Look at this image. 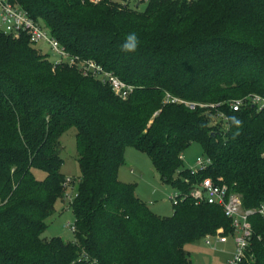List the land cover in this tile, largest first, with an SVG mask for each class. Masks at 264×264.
I'll return each mask as SVG.
<instances>
[{"label":"trees","instance_id":"obj_1","mask_svg":"<svg viewBox=\"0 0 264 264\" xmlns=\"http://www.w3.org/2000/svg\"><path fill=\"white\" fill-rule=\"evenodd\" d=\"M15 1L71 55L134 90L121 100L77 67L55 65L27 36L0 33V264H193L186 245L231 232L222 208L191 197L197 185L224 184L245 209L264 203V110L229 108L264 94V0H150L143 11L114 0ZM131 33L139 43L125 52ZM71 127L81 171L70 203L75 241L46 240L66 193L60 138ZM192 144L212 160L206 170L192 173L180 159ZM128 148L175 189L171 217L119 181ZM250 220L252 264H264V221Z\"/></svg>","mask_w":264,"mask_h":264},{"label":"built area","instance_id":"obj_2","mask_svg":"<svg viewBox=\"0 0 264 264\" xmlns=\"http://www.w3.org/2000/svg\"><path fill=\"white\" fill-rule=\"evenodd\" d=\"M150 0H140L139 2H149ZM0 33L13 38H19L22 35L28 37L29 42L35 47L38 43H44L50 46L51 50L57 57L56 61H52L55 65L67 63L69 66L77 67L84 75H89L99 79L103 84L108 85L113 94L121 100H126L134 90V87L127 85L121 79L111 72L106 71L101 65L92 60H83L77 56L71 55L65 47L54 37L50 32L39 22L30 17L15 0H0ZM168 101L185 105L190 110L196 108H206L207 105L194 102H187L176 98H171L167 95ZM253 106L258 111L264 110V94H251L241 99H234L229 102L230 110L239 112L242 108ZM224 121L227 118L220 115ZM183 161V156L180 157ZM210 158H198L197 169L206 170L211 166ZM72 181L66 180L67 187ZM191 197L196 203H206L222 208L227 219L231 221V232L227 235L221 233L220 230L215 236L205 238L208 245H212L210 238H216V244H226L229 238L232 239L233 252L226 264H252L254 254L251 250V239L253 236V225L251 218L255 215L261 217L264 221V203H261L255 208L245 209L243 207L242 197L236 193H231L226 185L216 184L213 180L204 179L197 185L191 193ZM178 194L175 195L177 203ZM75 228L73 227V231Z\"/></svg>","mask_w":264,"mask_h":264},{"label":"rangeland","instance_id":"obj_3","mask_svg":"<svg viewBox=\"0 0 264 264\" xmlns=\"http://www.w3.org/2000/svg\"><path fill=\"white\" fill-rule=\"evenodd\" d=\"M98 1V0H97ZM140 0H114L116 3H126L134 8ZM146 2L139 5V10L143 11ZM35 49L47 55L49 60L56 61L57 57L50 46L44 43L35 45ZM219 123V119L213 118L212 124ZM77 129L74 127L66 130L61 138V158L64 163L61 168L62 174L70 183L66 187L65 197L59 199L55 204V213L47 219V228L42 235L43 239L51 240L61 238L65 242H74L75 235L73 227L75 217L71 210L70 203L78 188L81 171L77 161ZM205 158L202 148L197 144H192L183 154V163L186 168L197 169V159ZM39 178H43V173L37 172ZM119 181L124 184L135 186L136 196L144 202L151 210L160 217H171L174 213L173 201H175L176 191L172 186L163 185L153 166L151 159L135 148H128L125 152V164L118 173ZM212 245H208L205 239L186 245L185 250L189 253L193 264H226L230 258L229 253L233 248L232 239L229 238L226 244H216V238H210Z\"/></svg>","mask_w":264,"mask_h":264},{"label":"clouds","instance_id":"obj_4","mask_svg":"<svg viewBox=\"0 0 264 264\" xmlns=\"http://www.w3.org/2000/svg\"><path fill=\"white\" fill-rule=\"evenodd\" d=\"M138 43L139 41L136 34L131 33L127 35L126 41L122 45V50L125 52H134L138 46ZM236 123L239 124L240 122L237 120Z\"/></svg>","mask_w":264,"mask_h":264},{"label":"crops","instance_id":"obj_5","mask_svg":"<svg viewBox=\"0 0 264 264\" xmlns=\"http://www.w3.org/2000/svg\"><path fill=\"white\" fill-rule=\"evenodd\" d=\"M137 6H139V3L137 4ZM232 252H233V248H232V250L230 251L229 256H231Z\"/></svg>","mask_w":264,"mask_h":264}]
</instances>
